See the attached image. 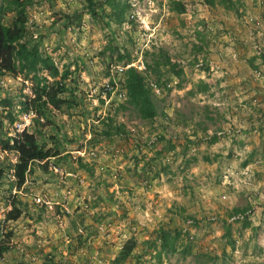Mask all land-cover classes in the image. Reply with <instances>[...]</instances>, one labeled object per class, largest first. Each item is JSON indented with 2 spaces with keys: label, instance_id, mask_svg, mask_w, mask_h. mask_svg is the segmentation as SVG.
I'll return each mask as SVG.
<instances>
[{
  "label": "rangeland",
  "instance_id": "rangeland-1",
  "mask_svg": "<svg viewBox=\"0 0 264 264\" xmlns=\"http://www.w3.org/2000/svg\"><path fill=\"white\" fill-rule=\"evenodd\" d=\"M96 1L104 3L96 16L87 0L27 7L41 52L71 70L74 107L50 109L52 124H36L33 113H17L30 81L0 76V99L11 97L17 114L4 123L9 134L27 127L47 147L55 137L66 155L46 169L36 163L16 191L6 166L17 156L0 151V240L12 232L0 264H264V0H233L232 9L116 0L126 18L109 26L110 7ZM126 52L123 68L135 66L151 88L150 119L127 103L117 61ZM164 56L182 72L160 64L158 82L146 64ZM108 124L124 130L106 136ZM13 197L22 214L6 221ZM162 230L175 251L162 248Z\"/></svg>",
  "mask_w": 264,
  "mask_h": 264
},
{
  "label": "trees",
  "instance_id": "trees-1",
  "mask_svg": "<svg viewBox=\"0 0 264 264\" xmlns=\"http://www.w3.org/2000/svg\"><path fill=\"white\" fill-rule=\"evenodd\" d=\"M38 0H0V76L9 74L13 76H21L23 80L31 83V96L20 99L17 103L19 109L17 113H33L32 120L36 124L40 123L41 119H45L47 123L52 124L50 120V109L72 108L76 105V97L68 87L71 70L65 67L62 70L57 66L52 56L43 54L40 50L42 35L38 38L32 37L33 32L28 28V13L27 7L33 5ZM49 1V0H47ZM110 7V12L106 13V25L109 22L122 23L125 21L127 5H120L116 0H104ZM211 5L219 3L227 9H232L233 0H208ZM103 2L96 0H87V12L92 15H97L96 9L103 5ZM176 13L180 14L184 11L181 3H176L172 8ZM11 14V18L7 17ZM74 15L73 18H77ZM69 18V16H66ZM67 24H64V27ZM109 49L111 47H108ZM117 50V48H113ZM112 50V51H113ZM117 61H123L122 67L132 62V58L128 52L117 55ZM264 57V56H263ZM165 60L159 61L155 59L152 64H146L150 75H156L159 82L160 79V64L168 65L171 70H175L176 64H172L168 56H164ZM264 60V59H263ZM254 61V58L252 59ZM181 68L175 70L176 75H180ZM122 87L125 89L127 103L133 105L140 113L143 119H150L155 116L156 108L151 97V88L145 81V75L137 70L135 66L123 68L122 72ZM112 84L113 82L110 81ZM159 85V83H158ZM207 86H204L206 89ZM103 101V100H101ZM0 107L5 111V114L0 113V151L13 152L17 156L14 163H9L6 166L12 170L14 180L10 187L14 186L16 191H19L24 186L25 178L33 172V166L38 163L46 169L50 163L49 159L57 158L62 160L66 155H60L59 142L54 137L53 146H48L43 140L39 141L37 134L30 132L27 127L14 134H9V130L5 128V122L13 125L17 120L16 112H13V102L11 97L0 99ZM126 106L123 105V108ZM1 111V110H0ZM113 127L115 129L113 130ZM124 130L122 124L112 126L108 124L104 131L105 135H111L114 131L121 132ZM40 131V130H39ZM213 138L212 141H215ZM5 164L0 165V177L5 173ZM7 173V172H6ZM12 206L5 214V220H17L22 214V201L13 197ZM169 230H162L161 244L163 249L171 251L176 250L174 240L169 237ZM6 240H0V257L9 250V239L12 232L5 234ZM135 246L134 241H129L123 246L122 253L116 258L117 261H123L132 251ZM40 264H57L50 258H45Z\"/></svg>",
  "mask_w": 264,
  "mask_h": 264
},
{
  "label": "built area",
  "instance_id": "built-area-1",
  "mask_svg": "<svg viewBox=\"0 0 264 264\" xmlns=\"http://www.w3.org/2000/svg\"><path fill=\"white\" fill-rule=\"evenodd\" d=\"M263 52H264V50H262ZM118 69H120L121 71L123 70V67L121 66H118ZM26 182H27V180H26ZM243 215L242 214H237V215H235V216H233L232 218L233 219H237V218H241Z\"/></svg>",
  "mask_w": 264,
  "mask_h": 264
},
{
  "label": "clouds",
  "instance_id": "clouds-1",
  "mask_svg": "<svg viewBox=\"0 0 264 264\" xmlns=\"http://www.w3.org/2000/svg\"><path fill=\"white\" fill-rule=\"evenodd\" d=\"M27 179H28V178L26 177V178H25V182H24V185H25V183H26V180H27Z\"/></svg>",
  "mask_w": 264,
  "mask_h": 264
}]
</instances>
